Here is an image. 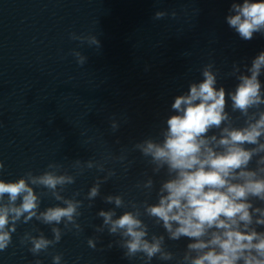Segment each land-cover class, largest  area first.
<instances>
[{
  "label": "water",
  "instance_id": "1",
  "mask_svg": "<svg viewBox=\"0 0 264 264\" xmlns=\"http://www.w3.org/2000/svg\"><path fill=\"white\" fill-rule=\"evenodd\" d=\"M233 2L243 0H0V179L15 181L28 171L39 175L56 163L61 172L76 176L61 195L72 198L79 192L75 198L83 201L78 218L82 232L65 230L54 247L33 255L31 245L21 243L24 233L43 232L51 239L52 226L35 218L19 223L12 244L0 252V264H53L56 254H62L61 264H144L139 256L124 258V250L114 243L118 236L95 231L103 222L97 212L114 207L104 202L109 194L155 203L166 172L153 174L133 145L147 137L162 139L165 121L174 114V98L203 79L205 65L214 64L217 87L232 91L238 83L229 75L233 64L245 71L264 51V34L246 41L227 24ZM157 11L169 15L155 20ZM72 34L95 35L99 49ZM73 50L87 57L83 66ZM260 80L264 86V74ZM226 110L236 126L243 125L242 117L235 119L240 114L232 113L230 99ZM113 119L119 124L116 131ZM121 154L127 156L123 163L116 159ZM76 160L103 164L105 171L85 167L79 174ZM108 170L116 175L101 185L100 196L89 207V189ZM148 177L155 184L150 195L136 187ZM35 191L47 192L42 187ZM57 204L63 206L42 195L40 210ZM126 210L132 209H117V215ZM141 218L150 235H165V246L175 257L153 258L150 264H178L190 241L168 240L162 226L146 215ZM56 226L64 228L63 223ZM90 237L99 238L95 250L87 244Z\"/></svg>",
  "mask_w": 264,
  "mask_h": 264
},
{
  "label": "clouds",
  "instance_id": "2",
  "mask_svg": "<svg viewBox=\"0 0 264 264\" xmlns=\"http://www.w3.org/2000/svg\"><path fill=\"white\" fill-rule=\"evenodd\" d=\"M226 22L241 39L252 40L254 34H264V0L233 2ZM169 15L157 11L153 19L161 20ZM175 12L171 13L174 18ZM89 46L100 47L95 35L76 36ZM77 64L83 66L87 57L73 50ZM209 63L201 70L203 79L193 81L188 90L177 95L171 104L166 128L160 132L162 139L147 137L133 145L148 164L153 174L166 172L167 179L160 182L156 190V202L147 200L139 204L135 200L125 201L122 195H106V204L114 205L108 210H99L97 216L102 224L95 226L97 233L107 230L108 235L118 236L115 245L123 249L124 258L137 256L150 264L153 258L173 260V252L165 246V235L149 233V226L141 218L147 216L162 226L167 239H188L185 251L178 264H264V86L260 76L264 74V51L245 65V71L234 63L232 72L238 83L232 91L222 85L217 87V71ZM231 101L232 113L239 112L243 125L236 126L233 116L226 110ZM119 124L113 119L111 128L116 131ZM216 130V131H214ZM120 162L126 154L117 157ZM255 160V167H250ZM130 163V162H129ZM75 166L83 169L96 167L105 171L104 165L88 160ZM62 165L50 163L48 170L34 175L31 171L15 181L0 179V252L12 244V234L19 223H29L35 218L50 225L52 238L43 232L38 236L25 232L22 244H30L33 255L47 252L59 243L64 231L79 234L83 231L78 218L83 201L61 195L67 185L75 183L76 176L61 172ZM4 163L0 160V171ZM108 170L103 178L97 177L89 189L86 199L89 207L101 194V185L115 176ZM46 193H37L35 187ZM154 180L148 177L136 187L150 195ZM42 195H50L57 204L40 210ZM131 208L117 215V209ZM142 209V210H141ZM63 223L61 229L56 225ZM98 237H90L87 244L96 249ZM113 242L107 247L111 249ZM53 264H61L62 254L52 257ZM36 264H41L37 261Z\"/></svg>",
  "mask_w": 264,
  "mask_h": 264
}]
</instances>
